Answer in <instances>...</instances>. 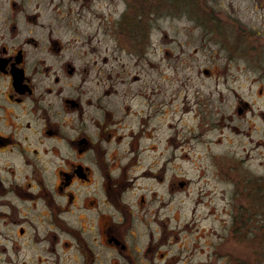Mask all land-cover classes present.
<instances>
[{"label":"rangeland","instance_id":"374dc122","mask_svg":"<svg viewBox=\"0 0 264 264\" xmlns=\"http://www.w3.org/2000/svg\"><path fill=\"white\" fill-rule=\"evenodd\" d=\"M32 1L45 22L54 16L68 25L67 37L85 42L89 63L96 57L89 95L100 96L104 86L117 90L119 102L125 91L135 103L139 93L151 95L153 147L145 157L151 154L155 176L140 182L148 220L134 222L135 263L253 264L257 245V264H264V184L257 202L244 188L246 175L264 177V118L244 113L237 101L255 99L264 112V94L253 96L264 87V0ZM99 66L112 69L104 86L95 84ZM4 210L22 221L1 218ZM36 211L0 191V264H52L48 253L29 248L44 224ZM14 241L26 244L17 252ZM72 253L60 264H75Z\"/></svg>","mask_w":264,"mask_h":264},{"label":"flooded vegetation","instance_id":"af4514ba","mask_svg":"<svg viewBox=\"0 0 264 264\" xmlns=\"http://www.w3.org/2000/svg\"><path fill=\"white\" fill-rule=\"evenodd\" d=\"M46 20L38 1L0 0V191L39 208L36 214L44 224L29 248L48 253L45 260L52 264L67 258L65 251L73 252L75 264H139L130 238L135 220L147 219L140 182L155 176L151 154L145 157V150L153 147L151 95L139 93L138 104L125 91L119 102L117 90L104 86V78L112 80V69L103 66L95 84L105 88L100 96L89 95L96 57L88 62L85 42L80 45L66 36L68 25L54 16ZM263 94L260 83L253 96ZM237 101L246 107L244 113L250 110L253 117L264 118L255 99ZM244 181L253 195L248 198L257 202L255 191H263L264 177L248 174ZM7 201L15 207L13 200ZM12 215L21 220L8 210L1 218ZM257 216L253 210L251 218L257 221ZM27 233L26 225L18 226L19 237ZM3 239L11 241L5 235ZM14 243L17 252L26 244ZM257 254L256 245L253 264Z\"/></svg>","mask_w":264,"mask_h":264},{"label":"trees","instance_id":"16d2710c","mask_svg":"<svg viewBox=\"0 0 264 264\" xmlns=\"http://www.w3.org/2000/svg\"><path fill=\"white\" fill-rule=\"evenodd\" d=\"M165 2H167V3H169V4H175L176 2H179V0H164ZM185 1V0H184ZM150 2H151V0H150ZM151 4H155V2L154 3H151Z\"/></svg>","mask_w":264,"mask_h":264}]
</instances>
